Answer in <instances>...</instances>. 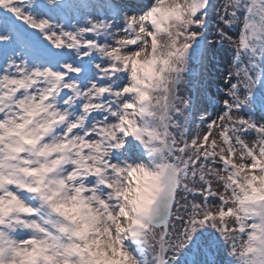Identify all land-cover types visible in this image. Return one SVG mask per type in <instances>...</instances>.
<instances>
[{
    "label": "snow or ice",
    "instance_id": "obj_1",
    "mask_svg": "<svg viewBox=\"0 0 264 264\" xmlns=\"http://www.w3.org/2000/svg\"><path fill=\"white\" fill-rule=\"evenodd\" d=\"M0 264H264V0H0Z\"/></svg>",
    "mask_w": 264,
    "mask_h": 264
},
{
    "label": "rangeland",
    "instance_id": "obj_2",
    "mask_svg": "<svg viewBox=\"0 0 264 264\" xmlns=\"http://www.w3.org/2000/svg\"><path fill=\"white\" fill-rule=\"evenodd\" d=\"M221 86H223V85H221ZM213 91H215V86L213 87Z\"/></svg>",
    "mask_w": 264,
    "mask_h": 264
}]
</instances>
